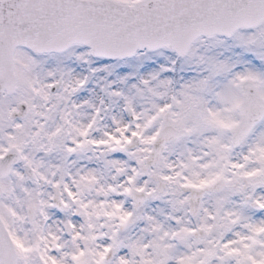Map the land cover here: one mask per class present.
Returning a JSON list of instances; mask_svg holds the SVG:
<instances>
[{
	"label": "rangeland",
	"instance_id": "rangeland-1",
	"mask_svg": "<svg viewBox=\"0 0 264 264\" xmlns=\"http://www.w3.org/2000/svg\"><path fill=\"white\" fill-rule=\"evenodd\" d=\"M14 59L15 90L0 96V153L10 145L21 152L19 165L0 180L4 189L0 212L6 224L24 230L22 206L34 209L37 225L49 217V188L60 184L63 159L70 157L75 172L69 187L81 192L76 202L85 203L83 213L93 219L87 228L79 226L77 238L86 231L90 240L95 235L99 240H125L119 247L128 249L131 260L121 256L120 264H144L148 250L163 254L153 264H192L203 259L202 251L193 256L186 246L188 252L176 256L175 246L166 243L193 240L189 234L193 226L183 218L187 196L181 187L220 175L225 186L205 198L198 215L202 240L227 238L230 233L225 262L220 250L215 263L245 256L264 261V117L235 150L229 148L227 133L228 126L238 121L242 79L252 80L264 100V22L229 39H199L177 65L173 53L164 49L138 54L128 62L105 63L75 46L60 55L17 50ZM84 65L89 67L85 78ZM59 77L60 86L49 92L48 85ZM18 102L25 103L27 115L14 120L10 111ZM123 106L133 109L132 125L124 119ZM165 124L175 126V137L145 176L141 168L150 139ZM132 134L140 136V146L124 152L123 143ZM121 158L128 159L127 164ZM150 173L162 177L165 189L130 213L122 193L130 186L153 191L158 183ZM96 196H101L103 206L98 214L89 212ZM254 204H261L263 212ZM127 217H133L132 227L117 232L116 222ZM35 224L26 241L37 240ZM50 228L51 223L47 238Z\"/></svg>",
	"mask_w": 264,
	"mask_h": 264
},
{
	"label": "water",
	"instance_id": "water-1",
	"mask_svg": "<svg viewBox=\"0 0 264 264\" xmlns=\"http://www.w3.org/2000/svg\"><path fill=\"white\" fill-rule=\"evenodd\" d=\"M0 17V24L4 20V26L0 25L1 94L4 88L10 86V92L15 86L12 51L16 45L31 46L36 52H60L81 44L89 47L92 56L107 59H123L133 56L136 50L160 47L184 56L199 36L229 37L237 29L257 27L264 20V0H140L132 6L113 0H0ZM13 23L29 30L9 32ZM4 40L8 47L1 46ZM241 91L243 103L238 111L242 120L230 128L233 147L264 113V101L256 95L251 81L243 80ZM24 112V105L19 104L13 116ZM172 133L168 128L162 131L159 150L154 160L150 155L149 163L156 161ZM134 146L127 144L126 149ZM16 161L14 150L0 157V177L6 176ZM216 187L215 182L196 187L192 197L198 200ZM130 195L137 202L143 194ZM0 264H15L13 248L1 222Z\"/></svg>",
	"mask_w": 264,
	"mask_h": 264
},
{
	"label": "flooded vegetation",
	"instance_id": "flooded-vegetation-1",
	"mask_svg": "<svg viewBox=\"0 0 264 264\" xmlns=\"http://www.w3.org/2000/svg\"><path fill=\"white\" fill-rule=\"evenodd\" d=\"M73 167L74 163H69L68 169L70 170V174H68V176L70 177L74 176L75 169ZM62 169L64 170L65 168ZM64 186L69 187L68 181ZM55 189H58L60 191V197L64 206L62 210H56L51 207L50 203H48V207L52 211L51 217H49L45 221H41L38 225L33 222V220L35 219L33 217L35 215V211L33 208V215L30 220H27L25 217V214L29 210V207L22 206L20 208L19 212H22V214H24L26 224L24 225V230L21 227L18 231H15L14 229V232L12 233L17 250V264H120V257L128 254V252H126L125 254L119 253V250H121V248L119 247V242H123V240H99L98 238L94 239L96 235L93 239L90 240L88 238H85V235H87L86 231L83 233L82 238H77L79 234V226H84L87 228L89 226L88 221H90V225L93 221L91 216L88 217L83 213V209H86L85 203L78 204V201L76 202V197H80L81 192H79L78 189L72 191L70 187L68 188L69 190H66L65 188L53 185L50 187V193H52ZM13 192L15 194L14 189ZM100 197L96 196L97 203L91 206L89 212L96 211L97 214L99 212H102L101 209L103 207L102 205H100L102 202V200H100ZM11 201L15 203L13 199L10 200V202ZM186 209L187 208L185 206L183 210L185 211ZM183 218L190 220L193 226L192 228L197 227L198 212L193 216H189L186 213ZM50 223L52 227L50 228L51 234L49 235V238H47V228L45 233H43V231L41 230V226L47 227ZM67 223H69L72 227L71 235L68 237H62L61 234L63 233V229L61 233V227ZM34 224L37 231V240H34L33 242L26 241L25 236L27 235V238H31L32 233L35 232V230H31ZM211 228L213 229L215 228V226L212 225ZM93 232L98 235L96 229L93 230ZM262 233H264V228L261 231V234ZM203 235L200 240H166V243L167 245L168 243H171L173 244V246H175L174 248L175 250L177 249V255H180L181 253L185 254L186 252H188V250H191L190 253L193 256H198V253H196V251H202L203 259L192 264H220L215 262H218L221 258H223L225 262V253L228 250L227 244H229L231 240L206 241L202 240ZM107 244L111 245V252L108 255V259L105 261L104 253L108 247ZM186 246H190L187 251H185ZM220 250L221 257L217 254ZM147 253L150 256L149 258H145L143 260L144 264H153V259L157 261L159 256H163L162 253L158 255L150 250H148ZM151 255H153L154 257H152ZM79 256L82 257L80 261L77 260ZM216 257H220V259H218L217 261ZM257 263L264 264V261L257 260ZM226 264H232V261L230 260Z\"/></svg>",
	"mask_w": 264,
	"mask_h": 264
}]
</instances>
